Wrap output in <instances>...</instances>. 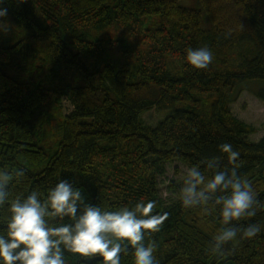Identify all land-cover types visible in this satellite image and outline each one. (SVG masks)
Listing matches in <instances>:
<instances>
[{
  "label": "trees",
  "instance_id": "obj_1",
  "mask_svg": "<svg viewBox=\"0 0 264 264\" xmlns=\"http://www.w3.org/2000/svg\"><path fill=\"white\" fill-rule=\"evenodd\" d=\"M198 1L209 29L178 0H2L0 168L25 170L12 195L66 179L109 211L156 200L168 214L146 238L158 264H264V231L213 253L216 208L159 195L167 163L223 166L218 145L230 143L264 201V136L249 140L255 127L229 107L244 84L264 101V0ZM189 47L212 51L207 69L187 64ZM150 109L168 112L150 125L140 117ZM239 223L264 229V211ZM77 257L66 253L68 264H98ZM121 264H133L131 251Z\"/></svg>",
  "mask_w": 264,
  "mask_h": 264
},
{
  "label": "clouds",
  "instance_id": "obj_2",
  "mask_svg": "<svg viewBox=\"0 0 264 264\" xmlns=\"http://www.w3.org/2000/svg\"><path fill=\"white\" fill-rule=\"evenodd\" d=\"M6 15L7 9L0 7V30L6 29L2 20ZM184 58L203 70L212 63L213 53L208 47H189ZM218 150L226 163L222 166L211 157L188 168L178 199L185 209L207 213L209 206L216 208L222 227L210 241V250L223 254L225 245L264 231L259 223H239L264 211V201L238 174L239 151L230 143L218 145ZM24 175L23 168H0V264H68L66 253L98 264H121L129 251L133 264H158L156 244L146 238L160 230L168 214L155 211L156 200L141 198L134 205L109 211L89 203L82 189L66 179L45 191L12 195L14 180Z\"/></svg>",
  "mask_w": 264,
  "mask_h": 264
},
{
  "label": "rangeland",
  "instance_id": "obj_3",
  "mask_svg": "<svg viewBox=\"0 0 264 264\" xmlns=\"http://www.w3.org/2000/svg\"><path fill=\"white\" fill-rule=\"evenodd\" d=\"M178 2L181 6L199 9L201 11L202 27L204 29L211 27V23L198 0H178ZM243 88L229 107L234 116L255 127V132L248 135V139L257 141L264 136V101L254 96L252 91L254 85L251 83L244 84ZM69 109L70 106L64 101V111L66 112ZM166 112L150 109L143 112L140 117L144 123L153 125L157 120L163 118ZM164 168V173L158 178V191L164 201L172 202L178 198L185 172L190 167L183 166L178 162H171L167 163Z\"/></svg>",
  "mask_w": 264,
  "mask_h": 264
},
{
  "label": "bare ground",
  "instance_id": "obj_4",
  "mask_svg": "<svg viewBox=\"0 0 264 264\" xmlns=\"http://www.w3.org/2000/svg\"><path fill=\"white\" fill-rule=\"evenodd\" d=\"M64 66V65H63ZM68 73V72H67ZM72 76V75H71ZM70 120V119H69ZM56 122V121H55ZM61 123H62V121H61Z\"/></svg>",
  "mask_w": 264,
  "mask_h": 264
}]
</instances>
